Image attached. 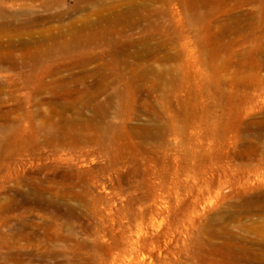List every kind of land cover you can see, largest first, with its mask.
<instances>
[{"label": "rangeland", "instance_id": "374dc122", "mask_svg": "<svg viewBox=\"0 0 264 264\" xmlns=\"http://www.w3.org/2000/svg\"><path fill=\"white\" fill-rule=\"evenodd\" d=\"M23 4L0 0V264H264V0Z\"/></svg>", "mask_w": 264, "mask_h": 264}, {"label": "bare ground", "instance_id": "6f19581e", "mask_svg": "<svg viewBox=\"0 0 264 264\" xmlns=\"http://www.w3.org/2000/svg\"><path fill=\"white\" fill-rule=\"evenodd\" d=\"M13 1L14 2H19V1L24 2V4L26 6L31 8V7H34V5H32V3L36 2L37 0H13ZM261 1H263V0H240V3L242 2V4H244V5H252V4L254 5V3H258ZM41 4H42V1H41ZM79 33L80 32L76 33L69 41L65 42L60 48H62L63 51H65V52H69V51H73V50L77 51L79 48H82L83 50H86L87 48H89L90 45H92L91 38H89L87 43L83 44L82 40H79V38L77 37V35H79ZM257 79L259 80V84L264 85V78L259 76ZM260 80L262 82H260ZM249 202H251V203L257 202L258 203L260 201H259V199H252Z\"/></svg>", "mask_w": 264, "mask_h": 264}]
</instances>
